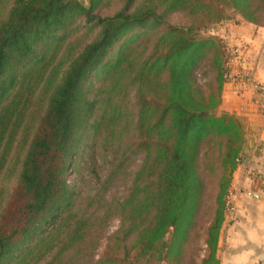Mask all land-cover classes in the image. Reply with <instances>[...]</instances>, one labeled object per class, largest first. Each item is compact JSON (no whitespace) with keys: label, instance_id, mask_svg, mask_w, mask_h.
Here are the masks:
<instances>
[{"label":"trees","instance_id":"obj_1","mask_svg":"<svg viewBox=\"0 0 264 264\" xmlns=\"http://www.w3.org/2000/svg\"><path fill=\"white\" fill-rule=\"evenodd\" d=\"M228 10L264 25V0H0V264H184L209 197L220 264L245 131L203 32Z\"/></svg>","mask_w":264,"mask_h":264},{"label":"crops","instance_id":"obj_2","mask_svg":"<svg viewBox=\"0 0 264 264\" xmlns=\"http://www.w3.org/2000/svg\"><path fill=\"white\" fill-rule=\"evenodd\" d=\"M241 49L242 67L253 75L255 85H264V27L253 24L244 29ZM253 86L228 84L222 98L223 111L244 125L245 145L219 235L220 264H264V116Z\"/></svg>","mask_w":264,"mask_h":264},{"label":"rangeland","instance_id":"obj_3","mask_svg":"<svg viewBox=\"0 0 264 264\" xmlns=\"http://www.w3.org/2000/svg\"><path fill=\"white\" fill-rule=\"evenodd\" d=\"M85 4H89L90 0H83ZM112 11V10H111ZM108 13V12H106ZM228 18L223 21L216 23L210 26L208 29L204 30V35H211L218 39H220L225 47L227 52V66L229 68L228 78L229 81L225 83V86L228 84L239 86L241 82L251 83L254 86V98L255 102L258 104L261 112V105L257 102V91L255 88V82L253 80V75L246 71L242 67V33L244 29L250 28L253 23L248 22L239 14H236L230 10L227 11ZM172 23L176 24H184L187 22V18L182 14H175L171 18ZM255 25V24H254ZM258 26V25H256ZM261 27H264L262 25ZM224 93V90H223ZM223 98V97H222ZM220 111L222 109V102L219 107ZM225 111V110H224ZM227 112V111H225ZM208 191L210 195L213 193L212 186L209 185ZM212 206L213 201L212 197H209L203 207L202 216L200 217V221L198 225L193 229L191 233V239L188 245L186 246V256L184 264H201V260L203 255L205 254V243H204V232L205 228L210 222L212 217ZM119 222L115 220L110 227V232L115 231L118 228ZM103 248H101L100 252H102ZM140 264H167L165 260L162 262L157 259H142Z\"/></svg>","mask_w":264,"mask_h":264},{"label":"built area","instance_id":"obj_4","mask_svg":"<svg viewBox=\"0 0 264 264\" xmlns=\"http://www.w3.org/2000/svg\"><path fill=\"white\" fill-rule=\"evenodd\" d=\"M257 93V102L261 105L262 114L264 116V85L257 84L255 86Z\"/></svg>","mask_w":264,"mask_h":264}]
</instances>
